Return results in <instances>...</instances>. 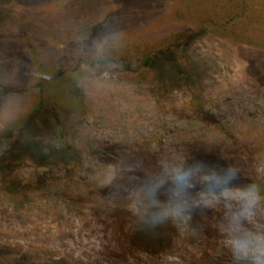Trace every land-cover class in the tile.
<instances>
[{
    "label": "rangeland",
    "instance_id": "rangeland-1",
    "mask_svg": "<svg viewBox=\"0 0 264 264\" xmlns=\"http://www.w3.org/2000/svg\"><path fill=\"white\" fill-rule=\"evenodd\" d=\"M198 11L189 0H0V86L10 90L0 100V136L37 104L41 68L76 70L57 94L73 88L65 103L83 105L70 125L83 163L70 178L25 160L0 176V264H251L233 257L230 241L264 235V46L212 30L187 45L197 95L185 83L160 94L150 74L138 80L97 63L196 31ZM98 146L118 152L98 157ZM192 151L222 157L255 186L254 215H240L243 191L223 190L203 198L223 223L219 236L170 211L171 239L138 248L144 191Z\"/></svg>",
    "mask_w": 264,
    "mask_h": 264
},
{
    "label": "trees",
    "instance_id": "trees-1",
    "mask_svg": "<svg viewBox=\"0 0 264 264\" xmlns=\"http://www.w3.org/2000/svg\"><path fill=\"white\" fill-rule=\"evenodd\" d=\"M189 2L191 9L199 10L198 15L194 13L199 27L196 31L180 30L137 58H103L97 61L98 65L115 67L119 73L138 80L150 74L160 94H168L167 87L172 84L185 83L189 89L193 87L190 92L197 95L199 90L190 72L187 45L212 30L231 37L235 42L264 46V0H207L204 6H199L196 0ZM41 69L36 84L37 104L15 129L0 136L2 177L11 175L16 169L14 165L24 160L39 170L59 171L66 177L73 175L83 163L79 142L70 126L83 110L82 102L76 99L65 103L73 92L70 87L57 94L58 83L63 78L74 77L76 70ZM9 93V89L0 86V100ZM199 116L204 124L210 123L208 117L203 118L204 114ZM117 152L114 147L98 146L92 154L103 157ZM250 188L252 183L222 157L207 152H189L175 175L159 180L158 184L144 191L133 243L146 252L161 249L174 233V225L167 217L170 211L184 217L189 227L219 236L223 223L212 217L203 198L223 190L245 192Z\"/></svg>",
    "mask_w": 264,
    "mask_h": 264
},
{
    "label": "clouds",
    "instance_id": "clouds-1",
    "mask_svg": "<svg viewBox=\"0 0 264 264\" xmlns=\"http://www.w3.org/2000/svg\"><path fill=\"white\" fill-rule=\"evenodd\" d=\"M246 201L244 210L240 213L245 219H250L254 212L252 209L260 201L261 197L255 190V186L240 193ZM243 239L233 238L230 241L233 257L237 260L248 259L251 264H264V235L245 231Z\"/></svg>",
    "mask_w": 264,
    "mask_h": 264
}]
</instances>
